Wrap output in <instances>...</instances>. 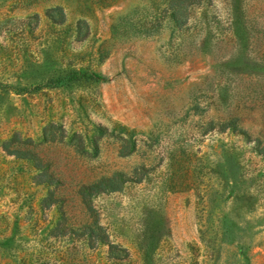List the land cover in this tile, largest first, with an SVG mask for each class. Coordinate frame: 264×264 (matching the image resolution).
Segmentation results:
<instances>
[{"label":"rangeland","instance_id":"1","mask_svg":"<svg viewBox=\"0 0 264 264\" xmlns=\"http://www.w3.org/2000/svg\"><path fill=\"white\" fill-rule=\"evenodd\" d=\"M263 148L264 0H0V264H264Z\"/></svg>","mask_w":264,"mask_h":264},{"label":"trees","instance_id":"2","mask_svg":"<svg viewBox=\"0 0 264 264\" xmlns=\"http://www.w3.org/2000/svg\"><path fill=\"white\" fill-rule=\"evenodd\" d=\"M9 144L10 143L8 142L4 144V148L7 149V151H9L8 150ZM11 153H19L20 155H23V152L20 150H15ZM262 154L264 156V152H262ZM116 181H117L116 178L105 179V180H102L100 183L96 184L95 186H93L92 188L96 191V193H101V192H104L105 190H108L109 192L118 191L120 188L119 186H115Z\"/></svg>","mask_w":264,"mask_h":264}]
</instances>
